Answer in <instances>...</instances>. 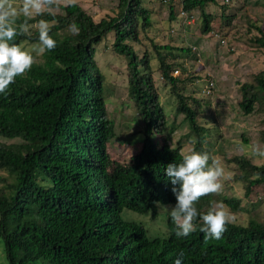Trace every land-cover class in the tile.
<instances>
[{
	"label": "trees",
	"instance_id": "16d2710c",
	"mask_svg": "<svg viewBox=\"0 0 264 264\" xmlns=\"http://www.w3.org/2000/svg\"><path fill=\"white\" fill-rule=\"evenodd\" d=\"M210 2L182 0L180 13L169 5V20L196 10L201 32L209 33L212 16L205 6ZM58 7L61 14L44 13L28 21L54 20L49 35L56 48L0 95V139L15 140L0 142V170L7 174L0 176V240L7 264H174L181 250L183 264H264V220L228 225L220 240L205 242L199 230L177 238L165 212L162 236L152 237L139 222L122 219L127 210L152 221L161 209L158 203L175 205L165 169L182 162V139L192 143L195 138L192 149L207 153L203 146L210 130L199 125L197 110L189 105L200 106V101L185 94L194 78L183 65L166 61L168 56L189 57L192 51L153 44L157 71L176 99L174 116L183 115L188 125L174 142L180 125L171 124L159 102L150 57L145 53L139 58L129 44L151 26L143 0H118L117 15L98 22L76 3ZM233 19L227 16L222 22L228 26ZM72 22L79 26L78 35L68 31ZM31 31L30 38L18 36L14 42L35 44L38 32ZM108 34L113 35L114 52L126 59L132 120L141 123L126 139L117 137L108 115L104 77L94 60L97 45ZM254 41L264 48L263 36ZM175 68L187 76H172ZM254 81L240 87L238 106L244 115L264 111V71ZM114 140L138 145L128 163L116 160ZM260 141L264 145V130ZM228 161L238 170L232 180L241 183L244 198L264 188V165H253L242 155ZM222 192L202 197L198 212L205 214L212 201L223 202L233 213L246 210L241 198Z\"/></svg>",
	"mask_w": 264,
	"mask_h": 264
},
{
	"label": "rangeland",
	"instance_id": "374dc122",
	"mask_svg": "<svg viewBox=\"0 0 264 264\" xmlns=\"http://www.w3.org/2000/svg\"><path fill=\"white\" fill-rule=\"evenodd\" d=\"M181 2L182 0H143V6L150 12L151 26L139 33L137 43L129 44L139 58L145 53L150 57L152 78L159 102L165 107L171 124L180 125V129L173 136L174 142L188 131V125L183 121V115L174 116L176 99L169 93V85L164 83L157 71L159 62L153 44L191 49L189 57L174 60L168 56L166 61L183 65L194 78L192 84L186 85L185 94L200 101V106L191 101L189 105L197 110L199 125L210 130L203 147L212 163L215 162L223 169L220 182L226 189L222 196L230 197L234 194L243 200L242 206L246 210L235 213L237 219L234 224L245 226L251 219L264 220V188H258V193L244 198L241 183L232 180L238 170L228 161L234 156L242 155L253 165H264V159L253 158L249 151L241 150V146L247 148L257 143L263 145L260 135L264 130V111L244 115L238 106L241 101V85H254V77L264 71V48L254 41L255 38L264 37V0H213L205 6V12L212 16L211 30L205 34L201 32V18L196 10L190 15L177 14L174 21L169 20V5L180 13ZM73 3L83 8L95 22L116 16L119 12L118 0H73ZM58 4L62 7L69 5L68 0H58ZM61 13L59 8L54 14ZM231 15H234L233 21L225 26L222 20ZM255 26L262 31H257ZM112 43L113 35L108 34L97 45L94 60L104 77L103 94L107 100L108 115L115 122L117 137L126 139V135L141 127V123L132 120L135 111L128 98L126 59L114 52ZM32 45L33 43L24 42L21 47L30 51ZM172 53L178 54L177 51ZM36 60L40 61V57H36ZM171 75L185 78L187 73L177 69V73L172 71ZM210 81L213 86L208 94L206 87ZM13 141L0 139L4 144ZM181 144L184 154L193 148L188 140L182 139ZM136 146L138 145L131 146L114 140L111 151L116 155V160L128 163L131 155L137 151ZM6 175L0 170V176ZM162 210L161 208L158 211L157 218L152 221L149 216L127 210L121 216L123 220L139 222L152 237L162 236L166 221L165 218L163 220L162 212L165 211ZM0 264H7L1 240Z\"/></svg>",
	"mask_w": 264,
	"mask_h": 264
},
{
	"label": "clouds",
	"instance_id": "9594fccd",
	"mask_svg": "<svg viewBox=\"0 0 264 264\" xmlns=\"http://www.w3.org/2000/svg\"><path fill=\"white\" fill-rule=\"evenodd\" d=\"M68 3H73V0H68ZM58 10V0H0V95L7 93L17 77L24 76L31 70L36 57H42L56 48V41L49 35L54 20L40 19L35 24L28 21L44 13L54 14ZM21 17L25 19L18 23ZM32 29L37 30L38 40L33 43L30 51H26L14 41L18 36L30 38ZM68 31L78 35L80 29L72 22ZM191 142L194 144L195 138ZM241 150L249 151L253 158L264 159V145L259 143L247 148L241 146ZM209 160L207 153L190 149L183 155L182 162L171 163L165 169L173 186L171 191L176 203L174 206L158 205L174 222L177 238H186L199 230L203 233L205 242L220 240L227 226L236 222V214L223 202L212 201L203 215L197 210L196 205L202 197L223 191V184L220 182L223 169L215 162L209 164ZM184 255L181 250L174 264H183Z\"/></svg>",
	"mask_w": 264,
	"mask_h": 264
},
{
	"label": "built area",
	"instance_id": "2783aa9c",
	"mask_svg": "<svg viewBox=\"0 0 264 264\" xmlns=\"http://www.w3.org/2000/svg\"><path fill=\"white\" fill-rule=\"evenodd\" d=\"M181 16H185V14L184 13H181ZM175 73H177V71H175ZM212 85H213L212 82H210L209 85H208V88H207V93L209 92V90L212 87Z\"/></svg>",
	"mask_w": 264,
	"mask_h": 264
},
{
	"label": "bare ground",
	"instance_id": "6f19581e",
	"mask_svg": "<svg viewBox=\"0 0 264 264\" xmlns=\"http://www.w3.org/2000/svg\"><path fill=\"white\" fill-rule=\"evenodd\" d=\"M210 82H212V81H210ZM209 82V83H210ZM213 84V83H212ZM209 85V84H208ZM213 86V85H212ZM207 88H208V86L206 87V90H207ZM210 91H211V88H210V90H209V92H208V94L210 93ZM207 92V91H206Z\"/></svg>",
	"mask_w": 264,
	"mask_h": 264
}]
</instances>
